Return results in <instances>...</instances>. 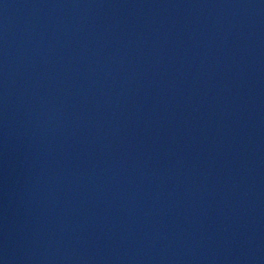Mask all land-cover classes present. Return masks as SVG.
<instances>
[{
  "label": "water",
  "instance_id": "1",
  "mask_svg": "<svg viewBox=\"0 0 264 264\" xmlns=\"http://www.w3.org/2000/svg\"><path fill=\"white\" fill-rule=\"evenodd\" d=\"M0 264H264V0H0Z\"/></svg>",
  "mask_w": 264,
  "mask_h": 264
}]
</instances>
